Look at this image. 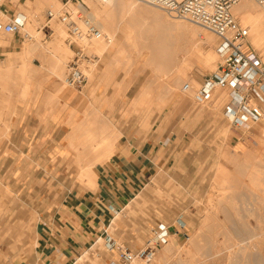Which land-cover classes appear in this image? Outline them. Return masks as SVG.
<instances>
[{
  "label": "rangeland",
  "instance_id": "374dc122",
  "mask_svg": "<svg viewBox=\"0 0 264 264\" xmlns=\"http://www.w3.org/2000/svg\"><path fill=\"white\" fill-rule=\"evenodd\" d=\"M25 1L19 0L22 3L19 4L18 1L6 0L4 8L9 11L7 15L10 17L21 14L28 17L29 13H35L27 9ZM54 1H59L60 4H57L61 11V0ZM90 1L92 2L88 1L87 4H90L92 13L99 7L104 8L103 11L106 6L107 11L112 7L111 15L106 14L109 12H102L103 18L99 21L107 26V35L110 36L112 31L111 36L114 35L117 46L112 47V54H101L90 44L88 46L79 42L89 54L100 57L98 64L85 63L88 82L82 88L64 84L68 63L74 57L76 46L71 47L67 43L66 27L58 18H47V11L52 7H45L38 17L33 15L35 20L32 16L30 20L34 24L36 19L37 22L40 19L39 23L32 25L37 33L34 40L42 45L40 50L43 51L39 50L41 53L23 57L21 52L24 39L13 33H0V67L9 70L11 66L13 70L8 74L4 72L3 77H0V264H43L38 259L37 246L43 220L41 208L44 202H53L54 206L57 204L63 197L57 193V188L64 186L66 181L48 178L46 172L40 173L38 178H13V174L18 176L12 170L13 158L29 156L25 148L18 145L24 141L26 131H16L15 124L18 120H27L29 114L30 117L48 119L62 100L64 107H69L76 92H82L84 96L78 106L82 107L86 103L87 109L85 120L77 125L81 129L71 134V147L68 151L71 161L67 163V169H76L79 175V178L71 180L73 186L77 183L82 188L94 189L96 174L93 167L105 160L104 156L101 157L103 159L96 160L99 158L94 147L105 141L109 143L107 149H111L122 135L113 121L117 125L128 121V124L149 129L148 125L142 126L140 117L143 109H133L132 101L139 105L151 104L157 97L165 105L167 103L163 112H170L173 106H179V120L186 131L190 130L192 139L178 150V160L172 167L153 178L114 218L107 233L85 248L70 264H107L118 258L107 247V236L136 252L146 246L152 228L159 222L172 226L170 242L159 249L151 262L138 260L136 264H264V161L260 158L255 161L256 157L252 156L254 158L251 159L249 154L250 159L247 158L248 150L264 145L258 136L263 131L264 124H256L252 130L233 126L225 114L226 105L230 101L227 88L218 87L216 93L211 92L201 102L196 99V90L221 63L217 53L219 39L194 24L195 22L189 23L184 18L173 17L150 4L139 2L132 10L126 3L128 0H112L109 3L102 0ZM248 1L264 14V9L255 0ZM124 3L126 6L122 5ZM234 14L247 29L248 47L264 63V51H259L253 45L249 38V24L243 21L245 17L253 15L252 11L239 13L235 9ZM4 19L8 20V17L5 16ZM60 28L66 32L63 31L59 45L64 49L69 48L66 49L68 57L62 69L64 77L60 80V83L66 85L63 96L54 90L55 80L50 76L54 65L52 56L57 46L54 38ZM28 38L26 35L25 39ZM10 39L13 44L8 46ZM179 49L184 59L180 58L182 61H179V66H182L181 63L187 64L185 54L191 52V62H188L191 64L187 68H184L186 64L181 68L173 62L178 58L175 57L176 54L173 55L175 52L182 56ZM118 52L123 54H120L123 58L120 55L117 58ZM159 52H162L161 56ZM210 53L217 60V66L213 68L203 60ZM153 54H158L159 57ZM28 61H32L36 72H23ZM90 67L93 68L90 72L91 74L93 71V75L87 71ZM176 67L179 70L184 68L183 71L187 72L184 71L183 74V71H176L173 69ZM176 72H181L183 77L181 74L180 78L176 76ZM186 83L191 84L189 92L183 91ZM28 84L29 90H25ZM225 95L226 100L222 105ZM112 113L115 115H111ZM160 113L151 114L149 123H153ZM36 134L37 131L33 137ZM44 138L46 137L35 139L40 142L37 151L44 152L48 149L43 146ZM39 156L41 155H37ZM50 156L54 161L60 158L57 154ZM229 167L233 169V173L229 171ZM257 168L259 171H255ZM223 169L226 173L229 171L227 178H230H224L226 173ZM251 169L253 170L250 171ZM249 172L251 174H247ZM24 174L27 175L28 172ZM223 178L227 181L222 182ZM180 217L186 222V226L179 229L177 220Z\"/></svg>",
  "mask_w": 264,
  "mask_h": 264
},
{
  "label": "crops",
  "instance_id": "0c3cea01",
  "mask_svg": "<svg viewBox=\"0 0 264 264\" xmlns=\"http://www.w3.org/2000/svg\"><path fill=\"white\" fill-rule=\"evenodd\" d=\"M83 98L82 92H76L69 107H64L62 100L48 119L29 114L27 120H18L15 124L16 131H26L24 141L18 145L25 148L29 156L13 158L12 170L18 173V176L13 174V178H38L40 173L46 172L48 178L66 180L64 186L57 188V193L63 195L57 204L44 202L41 208L38 259L43 264H70L97 238L103 237L114 218L153 178L172 167L178 160V150L192 139L190 130L186 131L179 120V106L163 112L167 103L165 105L157 97L151 104L139 105L132 101L133 109H143L142 126L151 128H139L141 125L128 124V121L117 125L112 120L122 135L113 143L111 156L94 165V189L82 188L77 183L73 186L71 180L79 175L76 169H67L71 161L68 151L72 132L85 120L87 104L78 106ZM154 112L162 113L149 123ZM32 131H37L34 137ZM44 136L43 146L48 149L37 151L40 142L35 139ZM49 154H57L60 158L54 161Z\"/></svg>",
  "mask_w": 264,
  "mask_h": 264
},
{
  "label": "built area",
  "instance_id": "2783aa9c",
  "mask_svg": "<svg viewBox=\"0 0 264 264\" xmlns=\"http://www.w3.org/2000/svg\"><path fill=\"white\" fill-rule=\"evenodd\" d=\"M5 1L0 0V32L13 33L14 36L25 40L26 34L22 30L26 26L27 17L15 14L5 20L4 17L9 14L4 8ZM61 1V11L50 9L47 11V18H58L66 27L67 43L71 47L76 46L74 57L68 63L65 81L70 87L82 88L88 82L84 62L98 64L100 57L89 54L86 47L79 42L105 39L112 43V38L98 27L90 6L84 0ZM140 1L157 6L175 17L189 19L218 37L217 51L221 56V63L217 70L206 76L201 87L196 90V99L199 102L208 97L214 88H227L230 101L226 105L225 114L233 126L241 128L250 123L264 122V63L260 56L248 47L247 29L234 14V9L241 0ZM255 1L264 9V0ZM190 89L191 84L186 83L183 91ZM172 233V226L163 222L157 223L152 228L146 246L136 252L109 238L107 247L114 251L118 258L110 260L107 264H134L138 260L151 262L159 249L170 242Z\"/></svg>",
  "mask_w": 264,
  "mask_h": 264
},
{
  "label": "bare ground",
  "instance_id": "6f19581e",
  "mask_svg": "<svg viewBox=\"0 0 264 264\" xmlns=\"http://www.w3.org/2000/svg\"><path fill=\"white\" fill-rule=\"evenodd\" d=\"M14 1H18L19 2V0H14ZM86 3L89 1L90 3L92 2V1H90V0H84ZM112 0H110V1H108V2H106V3H109V2H111ZM114 1V0H113ZM127 1V0H126ZM125 0H124V2H126ZM135 1H137L136 3L135 2H132V0H128L126 3H128V6L129 7H132L131 9L133 10V7H135L136 5H137V3H139V2H142V1H140V0H135ZM26 3V6H27V9L28 10H33V12H35V13H29V15H28V17H27V20H26V26H25V28H24V30H25V32L27 33L26 35H28L29 36V38L28 39H25L24 40V47H23V49H22V56L23 57H29L30 55H32V54H36L37 52L39 53L40 51H43V50H40V48L42 49V45L40 44V42L38 43V42H36L34 39H35V36H36V34L37 33H35V28H33L34 26V24L37 22V19H36V22L33 24V23H30V20L33 18L34 19V16L36 17H38L39 16V12L41 11V10H43L45 7H47V6H50V7H52V10H54V11H56V10H60V8H59V1H57V3H59V4H57L54 0L53 1H51V0H26L25 1ZM62 2V1H61ZM88 2V3H89ZM56 3V4H55ZM112 3H114V2H112ZM111 3V4H112ZM126 3H124V4H122V5H124V6H126L125 4ZM142 3H144V2H142ZM19 4H22V3H20L19 2ZM63 4V3H62ZM147 4V3H146ZM58 5V6H57ZM90 5V4H89ZM107 5H110V4H107ZM151 5V4H150ZM111 6H113V5H111ZM124 6H123V8H124ZM127 6V7H128ZM152 6H154V5H152ZM107 7V6H106ZM105 7V9L106 10H104L103 11V9L104 8H97L96 9V12L95 13H93V18H94V20L96 21V24L98 25V27L104 32V33H108V30H107V26L105 27L104 25H102V23H100V21H99V19H102L103 17H102V14L106 11V12H109V14L108 13H106L108 16H110L111 14V8L110 7H108V8H110V10L109 11H107L108 9ZM155 7H157V6H155ZM91 8V7H90ZM136 8V7H135ZM159 8V7H158ZM255 8H256V10H255ZM56 9V10H55ZM161 9V8H160ZM235 9L237 10V11H239V13H247V11L248 10H251L252 11V13H253V15H251V16H248V17H245V19L243 20L244 22H246L247 24H249L248 25V28H249V38L251 39V41H252V43H253V45L254 46H256V47H258L259 49V51H264V14L262 13V12H260L259 10L260 9H258L257 7H255V5L252 3V2H249L248 0H241V2L239 3V4H237L236 5V7H235ZM234 9V10H235ZM258 9V10H257ZM102 10V11H101ZM162 10V9H161ZM164 11V10H163ZM103 12V13H102ZM165 12V11H164ZM113 13V12H112ZM166 13H168V12H166ZM169 14V13H168ZM34 15V16H33ZM171 15V14H170ZM31 16H32V18H31ZM171 16H173V15H171ZM7 17H8V19L10 18L8 15H7ZM173 17H175V16H173ZM40 18V17H39ZM105 18H106V16H105ZM185 20H186V22L188 21L189 23L191 22V20H189V19H186V18H184ZM6 20V19H5ZM35 20V19H34ZM33 20V21H34ZM105 20V19H104ZM103 20V21H104ZM131 20H133V19H131ZM39 22H40V19H39ZM39 22H37V23H39ZM36 23V24H37ZM137 23V22H136ZM33 24V25H32ZM194 24H196V23H194ZM196 25H198V24H196ZM37 26V25H36ZM108 26H109V24H108ZM198 26H200V25H198ZM200 27H202V26H200ZM109 28V27H108ZM112 28V27H111ZM203 28V27H202ZM33 29H35V30H33ZM58 29V28H57ZM204 29V28H203ZM23 30V31H24ZM61 30V31H60ZM60 30H58L59 31V33L56 35V37L54 38V40H57V41H55L56 42V47H55V50H54V54H53V56H52V61L54 62H52L54 65H53V70H52V74H51V71H50V76H52V78H53V80H55V83H54V85H53V87H54V90L56 91V93L57 94H59V95H64L65 94V92H66V85H64V84H67V83H60V80H63V78L62 77H64V75H63V65H64V61H65V59H67V50L66 49H69V48H66V49H64L63 47H61V45H59V41L61 42V38L63 37V33L64 32H66L65 30H62L61 28H60ZM113 30V29H112ZM205 30V29H204ZM64 31V32H63ZM24 32V33H25ZM57 32V31H56ZM207 32H209L210 34H213V35H215L216 36V34H214L213 32H211V31H208L207 30ZM0 33H4V34H8V35H12V33H5V32H0ZM106 33V34H107ZM111 34H112V31L110 32ZM66 34H67V32H66ZM109 34V33H108ZM111 34H110V36H111ZM114 34V33H113ZM109 36V37H110ZM114 35H112L111 36V38H112V43H108L107 41H105V39H102V40H82L81 42L82 43H86L88 46H89V44H90V46L93 48V49H95L96 50V52H100L101 54H112V47L113 46H115L116 45V42H114V37H113ZM132 36V35H131ZM217 37V36H216ZM218 38V37H217ZM132 39V38H131ZM11 40V39H10ZM92 41H94L95 43H92ZM1 42V41H0ZM8 42V41H7ZM7 42H5V43H7ZM26 42V43H25ZM106 42V43H105ZM4 43V44H5ZM1 44V43H0ZM13 44V41L11 40L10 42H8L7 43V45L8 46H11ZM92 44V45H91ZM7 45H4V46H7ZM179 45V44H178ZM117 46V45H116ZM125 46V45H124ZM136 46V45H135ZM90 47V48H91ZM118 47H119V45H118ZM175 47H177V45L175 46ZM123 48V47H122ZM136 48V47H135ZM150 48V47H149ZM148 48V49H149ZM179 47H177V49H178ZM182 48V47H181ZM118 49V48H117ZM120 49V48H119ZM125 49V48H124ZM150 49H152V48H150ZM176 49V50H177ZM190 49V48H189ZM40 50V51H39ZM184 50V49H183ZM68 51H71V50H68ZM182 51V50H181ZM191 51V50H190ZM120 52H122V51H120ZM124 52V51H123ZM156 53H157V49H156V51H155ZM163 52V51H162ZM162 52H159L158 54H160V53H162ZM165 53H167V54H169L168 52H167V50H165L164 51ZM173 52H175V51H173ZM176 52H178V50L176 51ZM172 53L173 55H175V57H178V58H176L177 59V61L176 60H173V62H175L177 65L179 64V61L182 59V57H183V54L180 52V49H179V53H181L182 54V56H179V54L178 53ZM182 52H184V51H182ZM37 53V54H38ZM41 53V52H40ZM71 53V52H70ZM185 53V52H184ZM217 53H218V51H217ZM11 54V53H10ZM69 54V53H68ZM121 53H119L118 52V55H117V58H119V55H120ZM158 54L155 56V54H153L155 57H157L158 56ZM180 54V55H181ZM219 54V53H218ZM264 54V53H263ZM122 56H123V54H121ZM120 55V56H121ZM186 55V58H185V61H187V58H188V62H191V57H189L190 55H191V52H188V54H185ZM212 55H213V53H210V54H208L206 57H204V61H205V63L206 64H208V65H210L212 68L213 67H216L217 66V60L216 59H214L213 57H212ZM121 56V57H122ZM150 56V55H149ZM159 56H161V54L159 55ZM158 56V57H159ZM162 56H163V54H162ZM166 56V55H165ZM188 56V57H187ZM219 56H220V54H219ZM116 57V56H115ZM155 57H153V58H155ZM164 57V56H163ZM166 57H168V55L166 56ZM165 57V58H166ZM174 57V58H175ZM185 57V56H184ZM123 58V57H122ZM127 58V57H126ZM181 58V59H180ZM220 58H221V56H220ZM51 59V58H50ZM156 59V58H155ZM163 58H161V60H162ZM167 59V58H166ZM172 59H173V56H172ZM118 61H119V59H117ZM121 60V59H120ZM149 60H150V57H149ZM154 60V59H153ZM152 60V61H153ZM183 61H184V59H182ZM181 60V61H182ZM190 60V61H189ZM51 61V60H50ZM117 61V62H118ZM122 61V60H121ZM124 61V60H123ZM164 61H166L165 59H164ZM163 61V62H164ZM172 61V60H171ZM180 61V62H181ZM86 62H89V61H85L84 62V66H85V63ZM120 62V61H119ZM118 62V63H119ZM187 62V64H186V62L185 63H181L182 64V66L184 65V64H186V66H184V68L186 67L187 68V65H189V64H191V63H188ZM92 63H94V64H96L95 62H92ZM115 63V62H114ZM113 63V64H114ZM124 63V62H123ZM126 63H128V62H126ZM165 63V62H164ZM175 63H174V66H176L175 65ZM193 63V62H192ZM87 64V63H86ZM125 64V63H124ZM160 64H161V62H160ZM52 65V64H51ZM180 65V64H179ZM178 65V67H181L182 68V66H179ZM173 66V67H174ZM86 67V66H85ZM178 67H176V68H173V69H176V71H177V69H178ZM189 67V66H188ZM88 68V67H87ZM91 68V67H90ZM183 68V69H184ZM183 69H181V70H179V71H183ZM192 69V68H191ZM5 70V71H4ZM7 69H2L1 67H0V77H3V74H8L7 72H9L10 73V71L12 70V68H11V66H10V68H9V70H7ZM91 70H93V68H91V69H89V70H87L88 72H89V74H90V72H91ZM13 71V70H12ZM36 72V67H34V65L32 64V61H28L26 64H25V67L23 68V72L25 73V74H30V73H33V72ZM185 71V70H184ZM184 71H183V74H185L187 71H185V73H184ZM5 72V73H4ZM85 72H86V68H85ZM181 72L179 73V72H176V73H178V74H176V76L178 75L179 76V74H181ZM12 74V73H11ZM10 75V74H9ZM87 75V74H86ZM90 75H93V71H92V73L90 74ZM67 76V75H66ZM181 76H182V74H181ZM185 76V75H184ZM183 77V76H182ZM5 78V77H4ZM87 78H88V76H87ZM178 78V77H177ZM179 78H180V76H179ZM186 78V77H185ZM6 79V78H5ZM65 80H66V78H65ZM199 84V83H198ZM70 87V86H69ZM72 88H75V87H72ZM183 89H184V87H183ZM218 89V87H216V88H214V90L212 91V93L213 92H215L216 90ZM25 90H29V84L26 86V88H25ZM146 91V90H145ZM189 92V91H188ZM187 92V93H188ZM146 93V92H145ZM147 93H148V91H147ZM146 93V94H147ZM216 93V92H215ZM149 94V93H148ZM213 96V95H212ZM218 100V99H217ZM225 100H226V95H225V97H224V100H223V102H222V105H224V103H225ZM211 101H212V98H211ZM215 102V101H214ZM1 114V113H0ZM256 124H264V122L262 123H250V124H248L247 126H244V127H241V128H243V129H249V130H252V129H254L255 128V125ZM230 130H232V129H230ZM248 130V131H249ZM259 135V137L261 138V140L264 142V129H263V131H261L260 133H258ZM228 136V135H227ZM258 138V137H257ZM262 142V143H263ZM262 143H260V145H262ZM108 144L109 143H107V142H105V141H102V142H100L99 144H97L95 147H94V150L96 149V152L98 153L97 155V157L99 158V159H96L97 161L98 160H100V159H103V158H101V157H103L104 156V158L105 159H107V158H109L110 156H111V154H112V152H113V148H111V149H107V147H108ZM254 146V145H253ZM251 155V159L252 158H254V157H256V159H255V161L257 160V158H260V159H262L263 161H264V145L263 146H254L252 149H250V150H248V153H247V155ZM248 155V156H249ZM234 156V155H233ZM242 156V155H241ZM244 156V155H243ZM247 156V158H249L250 159V156L248 157ZM252 156H254V157H252ZM229 157V156H228ZM245 157V156H244ZM247 158L245 159V160H247ZM241 159V158H240ZM244 160V161H245ZM248 161V160H247ZM251 161V160H250ZM257 161H259V160H257ZM238 162V161H237ZM255 163V162H254ZM253 164V163H252ZM226 167H227V165H225ZM253 166V165H252ZM220 169V168H219ZM226 169V168H225ZM228 169H230V167L228 168ZM228 169H226V170H228ZM259 168H257L255 171H257ZM221 170H222V168H221ZM232 170L233 169H230L229 171L230 172H232ZM253 169H251L250 171H252ZM229 171H227L228 173H226V171L224 172V169H223V172L224 173H226V175H224V176H226V177H224V176H222V177H224L225 179H228V178H230V176L227 178V175H230V173H229ZM259 171V170H258ZM221 172V171H220ZM219 172V173H220ZM223 173V174H224ZM233 173V172H232ZM217 174V173H216ZM236 174H238V173H236ZM247 174H251V172H249V173H247ZM259 174V173H258ZM219 175V174H218ZM232 175V174H231ZM249 176V175H248ZM247 176V177H248ZM258 176V175H257ZM262 176V175H261ZM220 177V176H219ZM238 177V176H237ZM263 177V176H262ZM216 178V177H215ZM221 179L222 180V182H223V180L224 181H227V180H225V179ZM216 179H220V178H216ZM242 179V178H241ZM241 179H239V181L241 180ZM245 179H246V177H245ZM220 180V181H221ZM217 182H220V181H218V180H216ZM215 181V182H216ZM229 181V180H228ZM245 181H248V180H245ZM257 181H258V179H257ZM218 184V183H217ZM213 189V188H212ZM215 191V190H214ZM208 200V199H207ZM207 202V201H206ZM209 202V201H208ZM177 223H178V225H179V229L180 228H182L183 226H186V222L182 219V217H180V219H178L177 220ZM228 228V227H227ZM217 241V240H216ZM38 246V245H37ZM263 247V246H262ZM225 260V259H224ZM136 263H137V261H136ZM136 263H134V264H136ZM216 263V262H215Z\"/></svg>",
  "mask_w": 264,
  "mask_h": 264
}]
</instances>
